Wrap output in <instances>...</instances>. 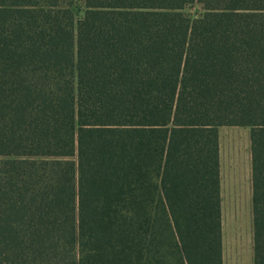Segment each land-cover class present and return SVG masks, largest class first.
<instances>
[{
	"label": "trees",
	"instance_id": "trees-1",
	"mask_svg": "<svg viewBox=\"0 0 264 264\" xmlns=\"http://www.w3.org/2000/svg\"><path fill=\"white\" fill-rule=\"evenodd\" d=\"M221 127L264 264V0H0V159L76 160L75 264H223Z\"/></svg>",
	"mask_w": 264,
	"mask_h": 264
},
{
	"label": "rangeland",
	"instance_id": "rangeland-1",
	"mask_svg": "<svg viewBox=\"0 0 264 264\" xmlns=\"http://www.w3.org/2000/svg\"><path fill=\"white\" fill-rule=\"evenodd\" d=\"M83 11L77 1L78 16ZM218 134L223 264H254L251 130L221 127ZM62 189L76 192L75 159H0V264L76 263V204L54 211L45 205Z\"/></svg>",
	"mask_w": 264,
	"mask_h": 264
}]
</instances>
